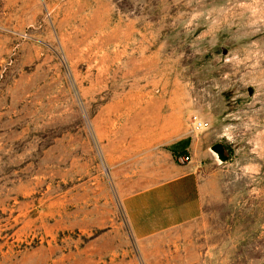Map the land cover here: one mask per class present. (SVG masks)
Listing matches in <instances>:
<instances>
[{
  "label": "rangeland",
  "instance_id": "rangeland-1",
  "mask_svg": "<svg viewBox=\"0 0 264 264\" xmlns=\"http://www.w3.org/2000/svg\"><path fill=\"white\" fill-rule=\"evenodd\" d=\"M173 164L201 212L137 239ZM0 264H264V0H0Z\"/></svg>",
  "mask_w": 264,
  "mask_h": 264
},
{
  "label": "crops",
  "instance_id": "crops-1",
  "mask_svg": "<svg viewBox=\"0 0 264 264\" xmlns=\"http://www.w3.org/2000/svg\"><path fill=\"white\" fill-rule=\"evenodd\" d=\"M122 205L137 239L183 225L201 212L196 173L188 165L173 164L170 175L126 195Z\"/></svg>",
  "mask_w": 264,
  "mask_h": 264
},
{
  "label": "water",
  "instance_id": "water-1",
  "mask_svg": "<svg viewBox=\"0 0 264 264\" xmlns=\"http://www.w3.org/2000/svg\"><path fill=\"white\" fill-rule=\"evenodd\" d=\"M211 150L217 155L221 161L227 160V155L224 153V146L221 143H215L211 146Z\"/></svg>",
  "mask_w": 264,
  "mask_h": 264
},
{
  "label": "built area",
  "instance_id": "built-area-1",
  "mask_svg": "<svg viewBox=\"0 0 264 264\" xmlns=\"http://www.w3.org/2000/svg\"><path fill=\"white\" fill-rule=\"evenodd\" d=\"M207 124L206 123H203V122H198L197 124V127L198 128H203L205 127ZM177 160L180 162V163H185V162H188L190 160V155L188 154H180L179 156H177Z\"/></svg>",
  "mask_w": 264,
  "mask_h": 264
},
{
  "label": "trees",
  "instance_id": "trees-1",
  "mask_svg": "<svg viewBox=\"0 0 264 264\" xmlns=\"http://www.w3.org/2000/svg\"><path fill=\"white\" fill-rule=\"evenodd\" d=\"M188 140H182L174 145L170 146V150L172 151L173 154L177 153V148L182 145V146H186L187 145ZM183 153V152H182Z\"/></svg>",
  "mask_w": 264,
  "mask_h": 264
}]
</instances>
